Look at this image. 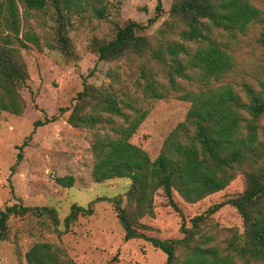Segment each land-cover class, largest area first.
Listing matches in <instances>:
<instances>
[{
    "label": "trees",
    "instance_id": "1",
    "mask_svg": "<svg viewBox=\"0 0 264 264\" xmlns=\"http://www.w3.org/2000/svg\"><path fill=\"white\" fill-rule=\"evenodd\" d=\"M83 2L91 4V0H0L3 26L0 32V110L15 115L27 110L28 103L22 93L29 79L24 51L31 48L30 43L40 48L34 32L20 36L18 4L37 11H48L51 7L55 24L48 45L65 57H71L74 51L69 37L72 26L69 15L74 8L84 7ZM91 7L96 16L105 17V7L94 4ZM156 10L163 11L162 0L157 1ZM171 16L185 25L180 31L184 41L201 40L203 44L194 50L177 42L153 45L147 36L138 34L142 26L133 20L118 26L112 39L95 41V52L100 60L107 62L124 57H148L168 64L165 53L168 51L173 63H169L172 68L168 72L169 86L154 78L148 79L144 88L152 98H163L178 89L176 76L192 79L188 70L197 72L198 79L203 81L198 90L180 95L190 102L188 113L166 137L156 159L131 142L149 110L135 108L134 115L125 112L117 94L107 87L84 81L74 103L61 107L60 111H69L67 121L76 127L92 129L113 124L111 132L95 134L91 150L95 156L92 177L97 183L117 178L131 180L126 203L120 196L111 200L126 240L141 238L151 243L167 255L165 264H264V139L260 132L264 135V126L259 123L264 116V84L261 91L244 84L245 99L232 83L216 85L229 74L234 63L228 47L212 37L214 29L231 34L245 33L255 23L264 22V14L251 0H174ZM259 43L264 48V30ZM113 116L122 117L123 122L115 124ZM39 123L41 121L35 124ZM21 157L19 152L18 160ZM240 173L245 178L244 191L208 208L204 214L194 215L189 219L191 225H187L182 203L194 204L226 189ZM56 181L70 187L75 178L65 175L57 177ZM159 198L161 204L181 218L179 237L163 238L154 232L152 221L156 218ZM103 199L105 197L96 198L88 207L73 203L64 218L65 230L68 231L80 215H92L93 205ZM226 204L233 206L242 218L245 232L240 242L231 240L230 252L226 254L217 247L194 243L196 236L200 239L205 236L201 226L207 216ZM58 214L53 206H29L22 202L6 205L0 210V241L10 236V219L14 217L32 216L46 229L60 235ZM25 257L28 264H76L68 257L62 242L48 240L34 242ZM237 258L243 263H238Z\"/></svg>",
    "mask_w": 264,
    "mask_h": 264
},
{
    "label": "rangeland",
    "instance_id": "2",
    "mask_svg": "<svg viewBox=\"0 0 264 264\" xmlns=\"http://www.w3.org/2000/svg\"><path fill=\"white\" fill-rule=\"evenodd\" d=\"M157 1L83 2L84 7L74 8L69 15L72 23L69 37L74 51L71 57H65L48 45L55 24L51 18L53 9L37 11L23 3L18 4L20 36L34 32L40 48L30 43L31 48L24 51L29 79L22 93L28 103L27 110L22 115L0 110V210L19 202L29 206H53L61 219L58 227L61 237L32 216L11 218L10 236L0 241V264H28L25 254L39 240L62 242L68 257L76 264H165L167 255L151 243L141 238H124V228L111 200L120 196L125 204L131 180L117 178L97 183L92 177L95 156L91 150L95 134L111 132L113 124L106 123L92 129L76 127L67 121L70 112L60 111L61 107H70L74 103L84 81L107 87L117 94L125 112L134 115L135 108L149 110L131 142L146 149L153 160L157 158L166 137L185 120L188 113L190 102L181 99L180 95L188 90H198L203 81L198 79L197 72L188 70L192 79L176 76L178 89L163 98H152L144 88L148 79L154 78L169 86L168 72L172 69L169 63L172 60L168 51H165L168 64L148 57H124L107 62L100 60L95 52V41L112 39L117 27L130 20L142 26L138 34L147 36L153 45L177 42L194 50L203 44L201 40L182 39L180 31L186 27L171 16L174 0H162L163 11L160 13L156 10ZM251 1L264 14V0ZM92 4L105 7L104 18L94 14ZM263 30L264 22L255 23L245 33L213 30L212 37L228 47L234 63L229 74L216 85L232 83L244 99V84L251 85L255 91L262 90L264 48L259 37ZM54 115L56 118L52 119ZM113 119L115 124L123 122L119 116H113ZM38 121L41 123L36 125ZM259 123L264 126V116L260 117ZM260 132L264 139L263 132ZM19 152L22 153L20 160ZM65 175L74 176L73 186L65 187L56 181L57 177ZM245 188V178L240 173L226 189L194 204L182 203L187 225H191L189 219L194 215L206 213L208 208ZM98 197L105 199L93 205L94 213L80 215L66 231L64 218L72 204L88 207ZM158 200L156 218L152 221L154 232L163 238L179 237L181 218L161 204V198ZM244 232L240 214L226 204L207 216L201 226V233L205 236L202 239L196 236L194 243L217 247L226 254L230 252L229 242L233 239L240 242ZM178 253L182 254L181 251ZM237 261L243 263L242 259L237 258Z\"/></svg>",
    "mask_w": 264,
    "mask_h": 264
}]
</instances>
